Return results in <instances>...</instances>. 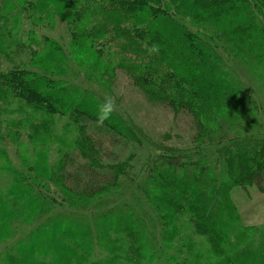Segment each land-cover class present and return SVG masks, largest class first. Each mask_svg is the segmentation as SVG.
<instances>
[{
    "label": "rangeland",
    "instance_id": "obj_1",
    "mask_svg": "<svg viewBox=\"0 0 264 264\" xmlns=\"http://www.w3.org/2000/svg\"><path fill=\"white\" fill-rule=\"evenodd\" d=\"M132 1L0 0V264H217L233 247L264 258V191L235 186L225 165L264 140V6L245 0L262 32L247 38L234 30L230 8L192 13L189 0H149L176 33L194 37L221 81L217 102L194 106L200 94L184 91H192L188 72L169 62L166 38L152 35L161 18H141ZM11 76L42 80L47 93L63 90L67 105L57 114L28 105ZM188 99L196 115L181 104ZM108 100L104 126L82 116L75 122L71 105L97 115ZM171 154L187 167L204 164L210 199L217 192L220 200L228 185L225 252L186 210H177L167 234V198L153 176ZM80 166L109 174L110 185L71 191L65 177ZM128 215L141 229L138 261L128 233L114 230Z\"/></svg>",
    "mask_w": 264,
    "mask_h": 264
},
{
    "label": "trees",
    "instance_id": "obj_2",
    "mask_svg": "<svg viewBox=\"0 0 264 264\" xmlns=\"http://www.w3.org/2000/svg\"><path fill=\"white\" fill-rule=\"evenodd\" d=\"M253 1L256 3L261 1V5L264 6V0ZM148 3L149 0H135L131 2V6L136 9V12L143 19H148L147 17L149 15L154 19L161 18L156 24H150L152 27V35L154 38H166V50L169 53V55L167 54L169 62L179 64L184 72H188V83H190L192 91H184L187 93L196 92L198 95H201H199L200 98L194 103V106L200 105L203 102L210 105L217 102L221 93V81L214 71L206 65V55L203 54L202 49L196 44L194 37L190 33H176L170 26L171 21L166 16L168 13L162 11V8L148 6ZM189 3L192 13L194 11H199L200 13L207 12L210 5L214 6V9L218 12L228 11L230 8L232 10L229 16L232 19H238L234 29L236 32H239L243 36L245 35L247 38L251 36L256 38L257 33L259 35L262 33L256 29L254 19L251 16L245 0H189ZM215 13L216 17L220 16L216 11ZM135 72L137 73V71ZM138 78L143 85H148V79L142 77L140 74ZM21 79H23L21 76H11L10 78L11 84L13 83L18 86V97L23 99L28 105L41 108L48 114L60 113L61 107H64L66 104L64 103L65 95L64 93L62 94L63 90L47 93V91H44L46 85L41 83L42 80L33 77L30 83H24ZM17 80L19 81L18 83ZM180 83L181 81L178 80L177 84ZM65 93L66 95H71L70 92ZM152 93L159 98L162 96L157 92ZM160 99L162 102H175L173 98L163 97ZM189 101L193 103L192 99H188L182 100L181 104L188 108L192 114L196 115ZM71 107V111L76 113L75 122H78L80 116L97 120V115L92 113L91 109L87 107V104L75 103ZM101 126L104 125L101 124ZM90 142H93L92 138H90ZM238 155H232L225 163L226 170L230 166L233 184L235 186L239 185L244 191H247L249 186H255L260 191H264V140L255 151L249 154H243L241 157ZM156 164L158 169L154 172L153 179L157 185L162 186L167 198L166 202L168 203L162 210L161 215L165 226L171 229V231H167V234L170 235L173 232V221L178 214L177 210H186V212L188 211V213L192 214L193 218H196L195 228L209 234L212 240L215 241L216 239L219 253L225 252L224 247L226 241H228V233L226 231V227L228 226L227 215L233 214L227 198L228 185L223 188L221 199L214 201L217 192L213 199H210V196L205 193V187L211 185V181L208 180L212 178L208 175L209 171L204 164L191 163L187 167L188 162L180 154L163 156ZM93 167L98 168L97 165ZM109 176V174L100 173L95 168L88 170L85 166H80L76 171L69 173L65 177V185L71 191L79 192L84 189L92 193L99 192L110 185V181L107 179ZM92 193H87V195H91ZM212 203L214 206H211ZM6 208L9 217L13 212L10 207ZM116 226L117 228L114 229L117 230L116 234H123L125 231L128 233L130 236L128 244L134 241L135 244L131 249L132 256H130V259L132 261H138V258L144 256V253L137 256L142 249V244L144 245V243L137 239L141 235L140 226L137 225V222L133 220L131 215L120 218V222ZM57 243L60 246L62 245L58 241ZM42 247L48 249L46 246ZM231 250L217 264H264V258L258 260L250 253H242L234 247ZM245 257L251 262L248 260L244 262L243 259ZM14 264H19V260H15Z\"/></svg>",
    "mask_w": 264,
    "mask_h": 264
},
{
    "label": "clouds",
    "instance_id": "obj_3",
    "mask_svg": "<svg viewBox=\"0 0 264 264\" xmlns=\"http://www.w3.org/2000/svg\"><path fill=\"white\" fill-rule=\"evenodd\" d=\"M112 110V102L110 100L99 104L97 112L98 124H103L104 120H106L110 116Z\"/></svg>",
    "mask_w": 264,
    "mask_h": 264
}]
</instances>
